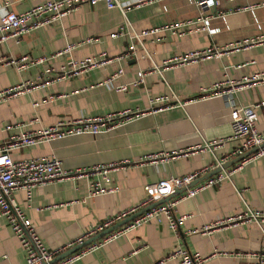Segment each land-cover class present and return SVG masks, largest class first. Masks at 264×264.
<instances>
[{
	"label": "crops",
	"instance_id": "crops-1",
	"mask_svg": "<svg viewBox=\"0 0 264 264\" xmlns=\"http://www.w3.org/2000/svg\"><path fill=\"white\" fill-rule=\"evenodd\" d=\"M44 1L0 0V15L6 10L24 11ZM215 11H224L225 15L211 17L208 29L183 35L170 29L146 34L141 37L142 44L133 39L134 55H122L131 41V31L119 33L127 21L134 30L141 31ZM261 35L264 0H217L212 8H201L194 0H154L130 7L124 13L119 8H108L100 0L84 3L57 21L24 33L19 42L15 38L1 42L0 57H49L70 43L76 45L71 51L26 69L0 62V90L25 81L41 83L0 100V142L61 119L125 109L133 114L98 134H73L12 150L15 158L56 155L68 170L108 162L123 164L111 169L107 178L68 177L35 186L31 198L26 190H15L14 197L47 247L61 248L103 218L138 202L148 183L200 169L211 164L214 156L226 161L237 156L231 153L241 140L231 137L226 100L222 96L194 97L203 86L219 79H239L263 70L264 41L162 72L152 68L154 63L175 54ZM90 37L92 40L88 41ZM101 52L110 59L105 64L79 75L56 78L71 58L83 59ZM119 69L122 72L114 78L113 85L126 83V90L101 83ZM139 70L145 74L141 82L133 85ZM171 93L186 103L159 107L151 102L152 98ZM233 99L244 105L259 103L256 126L264 133V82L244 86L233 94ZM210 140H217L211 149L201 147ZM180 148L195 149L167 161L134 162L146 154ZM98 179L112 190L89 197L90 184ZM246 206L264 211L263 157L246 161L231 172L230 178L180 200L174 212L190 216L180 224L177 233L164 220H149L88 252L75 264H157L177 246L208 256L206 264H264V259L260 263L256 258L230 253L261 249L264 237L253 220L217 226L206 232L189 231L217 218L235 215ZM26 258V250L7 218L0 216V264H25ZM160 264L181 263L173 258Z\"/></svg>",
	"mask_w": 264,
	"mask_h": 264
},
{
	"label": "built area",
	"instance_id": "built-area-1",
	"mask_svg": "<svg viewBox=\"0 0 264 264\" xmlns=\"http://www.w3.org/2000/svg\"><path fill=\"white\" fill-rule=\"evenodd\" d=\"M100 0H46L42 3L36 4L24 11L6 10L0 15V43L9 39L15 38L19 42L24 33L53 23L77 9L84 3L95 4ZM108 8H119L123 13L130 7H138L142 4L152 2L154 0H101ZM194 2L201 8H212L216 6L217 0H194ZM263 3V2H262ZM253 7V5H250ZM224 11H215L214 13H201L195 19H186L178 22L164 24L162 26H154L141 31H136L130 27L129 21L123 25L119 33L126 30L131 31L129 42L126 50L122 55H134L135 40L142 44L141 37L146 34L156 33L160 30L170 29L178 35H183L188 32L197 31L199 29H208L209 20L214 16L225 15ZM212 30V29H211ZM128 31V32H129ZM213 31V30H212ZM92 40V37L87 39ZM264 41V35L253 38L236 39L228 42L223 46L213 45L200 49L189 50L181 54H175L164 58L159 64L154 63L152 70L162 72L164 69L189 63L191 61L204 59L211 56L220 55L223 52L234 51L240 48L251 45L252 43ZM76 44L70 43L63 50H59L49 57L61 54L63 52L71 51ZM49 57L39 56L32 57L29 54H23L20 57H0V62L6 64H13L21 69H26L33 64L42 63ZM110 59L105 52H101L98 56H86L83 59L71 58L69 62L63 64L60 68L56 78H62L72 75H79L89 70L92 67H98L105 64ZM50 70V68L48 69ZM150 71V70H148ZM121 69L109 75L101 83L111 85L116 90H126L128 84L123 83L113 85V80L121 73ZM145 71L139 70L138 77L132 82L133 85L142 81ZM256 82H264V69L253 72L250 75L243 76L239 79L224 78L213 82L209 86H203L198 95L194 98L222 96L229 106V120L232 127L231 137L239 138L241 143L235 147L232 155H238L251 147L257 145L258 148L242 159L234 162L228 167L205 177L195 184L189 185L195 178L213 169L216 166H221L226 158L214 156L211 164H207L200 169L192 170L181 175H171L165 178H160L154 182L148 183L145 186V195L136 203L121 209L114 214L107 216L86 229L79 236L68 242L65 246L57 249L47 247L43 238L39 234L37 228L34 226L32 219L26 215L24 209L20 206L17 199L14 197V192L17 189L26 190L29 198L32 196V190L35 186L46 184L52 180H62L68 177H81L88 175H99L104 178L108 177V172L123 164L121 162L100 163L91 167L78 168L75 170L66 169L60 157L52 156H37L27 158H15L12 155V150L24 148L26 146L35 145L41 142L62 138L68 135L79 133L98 134L104 130L110 129L113 126L123 123L129 119L133 114L130 110H120L117 112H108L100 115H83L77 118L61 119L58 122L46 126H41L37 129H28L24 132L14 134L4 142H0V216L7 218L14 233L19 238L21 244L26 250L27 258L25 264H75V261L86 255L88 252L100 247L106 242H109L118 236L124 234L131 228L137 227L149 220L166 221L170 228L176 233L180 224L190 216L188 213L174 212L175 205L182 199L194 196L200 190L213 186L225 178H230L231 172L240 168L246 161L258 157L264 158V133L260 132L256 126L258 113L256 111V104H238L233 99V94L246 85H252ZM40 85L41 83L38 82ZM32 82H21L14 86H9L0 90V100L14 96L23 90H30L34 85ZM43 83V82H42ZM52 98V97H50ZM153 104L162 106H169L175 103L184 104L180 98L171 93L170 95H163L151 99ZM37 105L38 102L36 101ZM217 143V140L206 141L201 147L211 149ZM263 143V144H262ZM195 148H180L155 152L141 156L136 162H150L156 163L158 161H167L171 158L186 155ZM127 161V160H126ZM129 163L128 162H125ZM88 196H95L97 194L111 191V187H106L100 183V179L91 182ZM185 188L179 193L176 190ZM168 197L166 201L160 202L150 208L144 210L132 219L116 226L112 230L106 232L100 238H97L83 247L71 252L70 254L52 261L53 258L68 248L81 244L85 240L100 233L106 228L112 226L116 222L122 220L128 215L137 210L155 202L161 198ZM253 220L257 223L262 231L264 237V211L246 206V209L238 212L232 216H225L217 218L205 224L202 228L190 229V232H206L214 227L234 224L239 221ZM219 253L227 254L226 251ZM235 255L248 256L258 259L262 263L264 259V244L260 250L257 251H233L230 252ZM178 259L181 264H206L208 256L202 255L198 251L189 250L186 247L177 246L170 250L163 260Z\"/></svg>",
	"mask_w": 264,
	"mask_h": 264
},
{
	"label": "water",
	"instance_id": "water-1",
	"mask_svg": "<svg viewBox=\"0 0 264 264\" xmlns=\"http://www.w3.org/2000/svg\"><path fill=\"white\" fill-rule=\"evenodd\" d=\"M263 143H264V142H263ZM263 143H262V144H263ZM257 148H258V146L255 145V146L251 147L250 149L244 151L243 153L238 154L237 156H235V157H233V158H231V159H229V160L223 162L221 166H216V167H214L213 169H211V170L205 172L204 174L198 176L197 178H195V179H194L189 185L195 184L196 182L200 181L201 179H203V178H205V177H207V176H209V175H211V174H213V173H215V172L221 170L222 168L228 167L229 165L233 164L234 162H236V161L242 159L243 157L247 156L248 154L252 153V152L255 151ZM184 189H185V188H180V189L176 190V193H179V192H181V191L184 190ZM167 199H168V197L161 198V199H159V200H157V201H155V202H152L151 204H149V205H147V206H145V207H143V208L137 210L136 212H134V213L128 215L127 217H125V218H123L122 220L116 222V223L113 224L112 226H110V227L106 228L105 230L101 231L100 233H98V234L94 235L93 237H91V238L85 240L83 243H81V244H76V245H74V246L68 248L67 250L61 252L60 254L56 255V256L53 258L52 261H56V260H58V259H60V258H62V257H64V256L70 254L71 252L76 251L77 249L83 247L84 245L90 243L91 241H93V240H95V239H97V238H100V236H102V235L105 234L106 232L112 230V229L115 228L116 226H118V225H120V224H122V223H124V222H126V221H128V220H130V219H132L133 217H135L136 215L140 214V213L143 212L144 210H146V209L150 208L151 206L156 205V204H158V203H160V202L166 201ZM42 264H47V263H46V262H43Z\"/></svg>",
	"mask_w": 264,
	"mask_h": 264
}]
</instances>
